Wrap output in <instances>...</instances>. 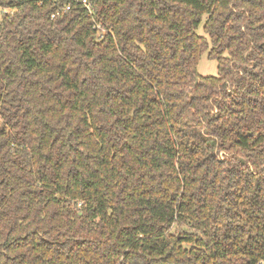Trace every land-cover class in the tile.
I'll list each match as a JSON object with an SVG mask.
<instances>
[{"label": "trees", "instance_id": "1", "mask_svg": "<svg viewBox=\"0 0 264 264\" xmlns=\"http://www.w3.org/2000/svg\"><path fill=\"white\" fill-rule=\"evenodd\" d=\"M88 2L0 0V264H264V0Z\"/></svg>", "mask_w": 264, "mask_h": 264}, {"label": "rangeland", "instance_id": "2", "mask_svg": "<svg viewBox=\"0 0 264 264\" xmlns=\"http://www.w3.org/2000/svg\"><path fill=\"white\" fill-rule=\"evenodd\" d=\"M196 33L204 36L202 25L198 27ZM197 72L200 76H216V61L208 59L207 53L202 54L197 64Z\"/></svg>", "mask_w": 264, "mask_h": 264}, {"label": "built area", "instance_id": "3", "mask_svg": "<svg viewBox=\"0 0 264 264\" xmlns=\"http://www.w3.org/2000/svg\"><path fill=\"white\" fill-rule=\"evenodd\" d=\"M81 4L85 7V9L91 13L92 9H91V5L88 2V0H81ZM65 9H68V7H66ZM6 9H0V13H5ZM53 18V15L51 16Z\"/></svg>", "mask_w": 264, "mask_h": 264}]
</instances>
